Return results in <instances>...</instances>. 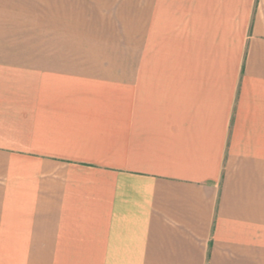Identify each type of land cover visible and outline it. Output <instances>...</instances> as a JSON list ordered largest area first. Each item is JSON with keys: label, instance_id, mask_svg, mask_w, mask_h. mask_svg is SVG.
<instances>
[{"label": "crops", "instance_id": "0c3cea01", "mask_svg": "<svg viewBox=\"0 0 264 264\" xmlns=\"http://www.w3.org/2000/svg\"><path fill=\"white\" fill-rule=\"evenodd\" d=\"M0 264H264V0H0Z\"/></svg>", "mask_w": 264, "mask_h": 264}]
</instances>
